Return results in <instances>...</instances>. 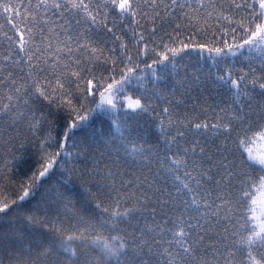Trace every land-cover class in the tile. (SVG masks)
Here are the masks:
<instances>
[{
	"label": "snow or ice",
	"instance_id": "1",
	"mask_svg": "<svg viewBox=\"0 0 264 264\" xmlns=\"http://www.w3.org/2000/svg\"><path fill=\"white\" fill-rule=\"evenodd\" d=\"M112 14L131 32L136 56L142 58L137 62L127 55L121 43L120 66L116 60L104 61L105 70L118 72L119 79L110 74L106 83L103 76L97 80L101 100L96 107L106 103L112 109L109 118L118 136L110 138L111 150L139 174L126 178L104 169L102 179L110 181L107 186L116 195L108 207L97 208L106 218L101 227L111 245L92 239L100 235L97 230L70 234L45 228L50 235L40 245L39 258L91 264L103 249L105 256L112 253L109 264H264V202L253 199V185L264 188V157L253 156L247 147L264 140V0H0V18L8 25L0 26L6 41H0L5 49L0 56V124L35 119L30 110L23 111L33 95L48 99L45 89L53 83L71 87L74 77L92 72L93 58L99 63L104 56L93 33L101 27L111 34ZM210 32L211 44L194 39ZM149 42L151 63L143 58ZM127 87L138 90L139 98L128 96ZM197 89L220 98L211 120L208 108L194 120L179 114V105L187 110L189 99L198 101L192 95ZM114 96L120 98L114 102ZM121 111L126 120L117 116ZM128 113L157 125L155 144L146 147L126 134ZM80 127L74 122L68 132ZM209 137L213 143L224 137L227 143L211 152L205 146ZM112 139L118 145H111ZM61 154L72 156L66 150L56 153ZM55 163H47L39 176L46 177ZM257 167L260 175L253 177L249 170ZM75 171L66 169L64 179L72 180ZM121 190L128 195L122 197ZM29 195L24 191L18 200ZM10 208L5 203L0 215Z\"/></svg>",
	"mask_w": 264,
	"mask_h": 264
},
{
	"label": "trees",
	"instance_id": "2",
	"mask_svg": "<svg viewBox=\"0 0 264 264\" xmlns=\"http://www.w3.org/2000/svg\"><path fill=\"white\" fill-rule=\"evenodd\" d=\"M208 23L219 26L218 21L210 20ZM0 26L5 29L8 27L3 18H0ZM201 26L203 27V24ZM108 27L113 28L111 34L106 33L101 27H97L96 32L93 33L94 41L104 50V56L99 63L93 58L92 72L87 75L82 73L83 79L74 77L76 83L71 87L65 83L64 88L60 89L53 83L51 88L45 89L48 99L38 94L33 95L28 101L29 107L23 111L27 113L30 110L35 119L29 116V120L12 126L7 121L0 124V207L5 203L11 205L8 214L0 215V264H54L53 259L39 258L40 245L50 235L45 228L69 230L70 234L92 233L97 230L100 235L92 237L93 240H106L109 245L112 243L108 240L107 230L101 227V221L106 218L101 216L97 208V205L108 207L112 203L109 198H114L116 195L113 189L107 186L110 181L102 179L104 169L107 167L125 176L128 173L135 175L139 173L125 157L119 156L117 159V154L111 150L110 138L118 134L113 126V120L109 118L112 113L110 106L105 103L102 109L96 107L101 100L96 92V84L102 76L101 82H108L110 74L119 79L118 72L110 73L105 70L104 61L116 60V67L120 66V53L125 51L120 49L121 43L127 45V55H132L137 62L142 57L136 56L137 46L134 44V38L116 14L109 17ZM214 31L215 27L211 29V32ZM211 32L194 39L211 44ZM0 41H3L2 31H0ZM155 43H160L159 37L156 38ZM152 47V43L149 42V54L143 57L148 63L154 58V54L151 53ZM112 49L116 51L113 52ZM4 51L5 49L0 47V56ZM191 55L197 54L193 52ZM88 58L87 54H84V59ZM202 63H205L206 67H211L210 61H202ZM140 67L144 68V65L141 64ZM223 70L221 66V71ZM89 80L91 83H88ZM4 91L8 92L7 89ZM126 91L133 99L139 98L138 90L127 87ZM108 95L109 93L105 92V97ZM192 95L198 97V101L194 104L189 99L187 110L184 105H179L181 117L187 115L189 120H194L201 116L203 108H208L207 116L211 120L213 115L211 109L220 103V98L214 92L200 93L198 89L194 90ZM119 98L114 96V102ZM124 107L126 109L127 104ZM81 115L87 116V121H79L77 117ZM117 116L120 120L127 119L122 111L117 112ZM128 116L131 119L127 120L129 128L126 129V134L131 133L146 147L155 144L159 135L156 130L157 125L132 113H128ZM74 122L81 124L82 127L70 134L68 129ZM30 123L33 125L31 128ZM66 135L69 136L68 140H65ZM118 143V139L111 140V145ZM225 143L227 140L224 137L216 140L215 143L209 137L205 146L211 152H215L217 144ZM65 150L72 153V156L56 155ZM52 161H56L53 169L46 177L41 178L39 172ZM72 168L76 169L73 179L65 180V170L70 171ZM249 171L253 177L260 175L258 167L255 171L251 169ZM118 180L119 176H117ZM253 188L256 191L253 197L255 199L261 188L256 185H253ZM24 191H29L30 195L24 201H19L18 198ZM127 195L128 193L121 190L122 197ZM13 200H17L18 203L13 205ZM101 201L107 203L101 204ZM29 217L34 219L30 222ZM73 250H75L74 246ZM111 256L112 253L108 256L103 255L102 249L94 255L91 264H98V257L103 258L101 264H109ZM64 264H74V262L65 259Z\"/></svg>",
	"mask_w": 264,
	"mask_h": 264
},
{
	"label": "rangeland",
	"instance_id": "3",
	"mask_svg": "<svg viewBox=\"0 0 264 264\" xmlns=\"http://www.w3.org/2000/svg\"><path fill=\"white\" fill-rule=\"evenodd\" d=\"M248 148H251V154L257 158L264 157V140H254V142L248 146ZM255 200H257L258 205L261 204V202H264V188H261L258 192L257 196L255 197Z\"/></svg>",
	"mask_w": 264,
	"mask_h": 264
},
{
	"label": "clouds",
	"instance_id": "4",
	"mask_svg": "<svg viewBox=\"0 0 264 264\" xmlns=\"http://www.w3.org/2000/svg\"><path fill=\"white\" fill-rule=\"evenodd\" d=\"M102 259H103V258L98 257V264H101Z\"/></svg>",
	"mask_w": 264,
	"mask_h": 264
}]
</instances>
